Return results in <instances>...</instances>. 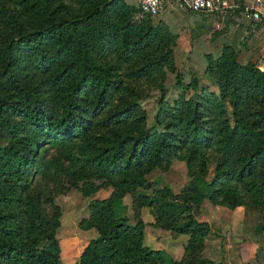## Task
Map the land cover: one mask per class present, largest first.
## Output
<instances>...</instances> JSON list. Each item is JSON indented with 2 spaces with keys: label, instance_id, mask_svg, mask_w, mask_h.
<instances>
[{
  "label": "trees",
  "instance_id": "obj_1",
  "mask_svg": "<svg viewBox=\"0 0 264 264\" xmlns=\"http://www.w3.org/2000/svg\"><path fill=\"white\" fill-rule=\"evenodd\" d=\"M0 1L14 5H0V136L8 138L0 146V264H62L59 208L50 199L48 215L40 193L29 191V177L47 165V145L64 155L62 192L69 185L89 197L94 176L111 187L108 197L88 202L89 215L79 225L97 234L78 264H158L161 252L144 244L143 221L131 224L118 215L115 201L150 188L147 174L170 150L182 153L196 175L192 182L175 196L164 186L155 198L137 193L134 200L154 208L159 227L173 236L189 235L187 257L176 264H212L201 257L210 228L190 213L206 195L230 207L255 201L264 213V134L240 112L264 100V70L241 65L226 47L216 61L219 93H181L172 101L161 95L148 126L145 110L123 94L116 67L100 60L109 51L123 62L140 54L148 33L134 34L137 22L123 18L128 5L76 0L83 12L66 17L55 0ZM167 62V55L147 56L130 74L146 75ZM255 123L264 126V106Z\"/></svg>",
  "mask_w": 264,
  "mask_h": 264
},
{
  "label": "rangeland",
  "instance_id": "obj_2",
  "mask_svg": "<svg viewBox=\"0 0 264 264\" xmlns=\"http://www.w3.org/2000/svg\"><path fill=\"white\" fill-rule=\"evenodd\" d=\"M121 1L131 8V12L124 13L123 18L135 20L134 34L148 33L147 39L140 54L130 61H121L111 51L100 54V60L116 67L122 80L123 94L145 110L148 126L154 123L157 101L161 95L163 99L172 101L181 93H185L187 98L195 97L202 91L219 93L218 75L221 70L216 61L226 47L233 49L241 65L252 64L264 70V28L256 26L259 21L251 19L242 8L251 5V0H241L240 6L213 14L184 11L173 3H167L160 13L150 16L140 12L139 0ZM1 3L6 7L14 6ZM55 5L60 15L66 17L79 15L84 10L76 0H55ZM238 11L241 14L234 15ZM230 12L233 15L228 14ZM161 55H167L168 62L158 71L142 76L130 74L135 67L142 65L145 57ZM263 106L264 100L257 98L243 105L240 111L241 117L254 124L253 128L262 134L264 126L256 124L255 119ZM7 139L0 136V146ZM43 148L47 165L29 177L32 179L29 191L33 195L40 193L48 215L53 212L50 199L58 206L60 225L55 236L60 245L61 262L78 264L81 250L97 234L94 229L81 228L79 223L89 215V200L108 197L111 187L102 185V180L94 176L96 190L89 197L69 185L62 192L60 183L65 168L63 152L54 145ZM208 168V174L203 177L206 180L211 179L213 164L209 163ZM197 169L196 166L192 168L195 174ZM195 176L188 170L182 153L170 150L163 164L147 174L150 188H138L115 201L118 215L126 216L131 224H135L137 219L143 221L144 244L161 252L162 258L158 264H176L186 259L185 246L189 235L175 237L170 231L159 227L154 208L138 207L134 197L142 193L155 198L154 190L164 186L170 187L172 196L178 195ZM199 191H204V187ZM190 213L197 220L206 222L210 228L201 251L202 258L210 260L212 264H264V213L259 203L247 201L230 207L214 202L206 195L197 207H192Z\"/></svg>",
  "mask_w": 264,
  "mask_h": 264
},
{
  "label": "built area",
  "instance_id": "obj_3",
  "mask_svg": "<svg viewBox=\"0 0 264 264\" xmlns=\"http://www.w3.org/2000/svg\"><path fill=\"white\" fill-rule=\"evenodd\" d=\"M175 1V6L184 11L193 13H222L235 8V3L231 0H139L140 12L145 15H157L165 7L166 2ZM255 5H245L244 11L255 21H264V11L261 6L264 0H254Z\"/></svg>",
  "mask_w": 264,
  "mask_h": 264
},
{
  "label": "crops",
  "instance_id": "obj_4",
  "mask_svg": "<svg viewBox=\"0 0 264 264\" xmlns=\"http://www.w3.org/2000/svg\"><path fill=\"white\" fill-rule=\"evenodd\" d=\"M170 1H171V0H170ZM231 1H232L233 3H235L236 6H240L239 3H240L241 0H231ZM244 1H245V0H244ZM168 2H169V1H167L166 4H167ZM170 3H173L174 6H175V1H172V2H170ZM251 5H252V6L255 5L254 0H251ZM243 7H244V6H243ZM243 7H242V8H243ZM260 8H261V10L264 11V5H262ZM228 14L233 15V12H230V13H228ZM240 14H241V11H238V13H236V14H234V15L238 16V15H240ZM237 18L240 19L239 17H237ZM238 22H239V20H238ZM256 26H258V27H263V28H264V21H259V23H257Z\"/></svg>",
  "mask_w": 264,
  "mask_h": 264
}]
</instances>
